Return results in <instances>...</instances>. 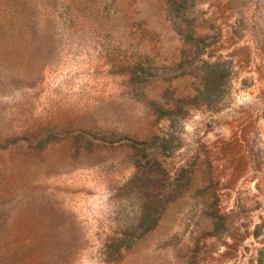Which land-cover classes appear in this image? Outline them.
Masks as SVG:
<instances>
[{
	"label": "rangeland",
	"instance_id": "374dc122",
	"mask_svg": "<svg viewBox=\"0 0 264 264\" xmlns=\"http://www.w3.org/2000/svg\"><path fill=\"white\" fill-rule=\"evenodd\" d=\"M0 264H264V0H0Z\"/></svg>",
	"mask_w": 264,
	"mask_h": 264
},
{
	"label": "trees",
	"instance_id": "16d2710c",
	"mask_svg": "<svg viewBox=\"0 0 264 264\" xmlns=\"http://www.w3.org/2000/svg\"><path fill=\"white\" fill-rule=\"evenodd\" d=\"M190 66H191V63L189 62L188 67H190ZM213 71L217 72V73L222 72V70H213ZM186 76H189V74H186ZM222 77H224V75H222ZM197 92H198V96L203 94L202 90L201 91L197 90ZM198 96H197V98H199ZM155 116L158 117L159 119L166 118V119L170 120L171 125H173V127L177 124V121L175 118V113L170 109H165L163 107L157 108L155 110ZM157 140H159V138H157ZM157 140L155 139L154 141H152L151 144H148V142L142 143L141 146L142 147L150 146V148H154V147L156 148L157 143H158ZM164 143L168 144V141H162L163 145H164Z\"/></svg>",
	"mask_w": 264,
	"mask_h": 264
}]
</instances>
